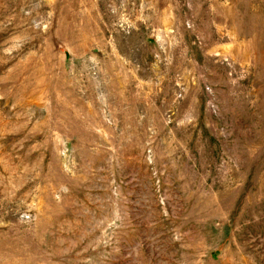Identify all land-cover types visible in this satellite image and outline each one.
<instances>
[{"label":"rangeland","instance_id":"1","mask_svg":"<svg viewBox=\"0 0 264 264\" xmlns=\"http://www.w3.org/2000/svg\"><path fill=\"white\" fill-rule=\"evenodd\" d=\"M0 264H264V0H0Z\"/></svg>","mask_w":264,"mask_h":264}]
</instances>
